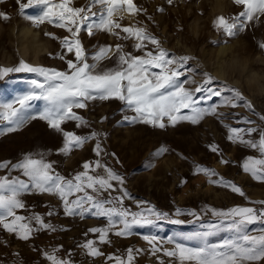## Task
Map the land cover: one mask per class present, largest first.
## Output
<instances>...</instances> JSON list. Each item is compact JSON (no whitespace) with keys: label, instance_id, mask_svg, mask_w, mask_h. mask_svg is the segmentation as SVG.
<instances>
[{"label":"snow or ice","instance_id":"1","mask_svg":"<svg viewBox=\"0 0 264 264\" xmlns=\"http://www.w3.org/2000/svg\"><path fill=\"white\" fill-rule=\"evenodd\" d=\"M165 2L173 4V0ZM16 4L20 16L32 26L39 28L47 24L67 33L59 38V45L66 52L55 53V58L64 62L66 68L58 70L32 65L22 59L15 66L0 67V81L9 74L28 73L35 77L29 81L31 89L28 92L11 101L0 102V116L9 125L0 130V135L15 132L29 121L39 119L62 136V145L56 150L58 155L66 157L93 140V152L97 159L83 162L82 170L69 176L56 170V162L46 159L50 154L47 152L26 153L14 163L0 161V170H6L5 175H0V230L15 235L22 241H29L41 231L52 233L66 230L50 221L46 222V216L56 215L51 207L44 214H18V210L26 208L23 197L29 194L56 197L61 202L64 215L68 217L104 218V226L89 228L85 233V236L88 233L98 234L99 244L111 243L109 233L127 237L132 235L133 228L155 226L162 220L183 224L184 221L172 219L168 212H162L144 201L137 202L138 211L127 208L124 201L129 193L124 187L125 178L100 159L102 154L108 155L101 147V133L92 131L86 135H78L74 131L65 130L63 125L72 121L77 128L88 127L89 122L75 110L87 108L92 101L113 99L124 106L122 123H142L159 129L176 126L180 122L196 125L206 116L220 118L223 114L218 113L217 109L222 105L233 109L238 106L245 108L257 116L261 125H264V115L255 112L253 105L240 90L227 85L218 88L210 86L214 78L207 72L201 74L202 82L197 84L193 79L197 75V69L189 63L195 57L169 53L162 47L161 41L145 27L138 26V23L122 26V16L114 19L117 12L139 14L141 9L134 0H88L86 7L75 6L73 0H27L26 3L16 0ZM233 4L242 6L237 15L216 16L212 21L213 29L229 38L244 32L251 21L264 16V0H233ZM36 5L44 6L41 15L29 17L23 14L24 9ZM158 11L163 12L164 8L160 7ZM0 17L7 19L2 12ZM97 32L110 34L118 40L132 41L129 46L131 50H126L125 44L117 43L114 51L111 46L97 45L96 50L89 54L82 43L81 34L86 33L92 37ZM44 35L58 39L51 32H44ZM258 47L264 50V43H259ZM109 52L113 53L112 56H109ZM137 52L141 54L137 55ZM68 54H72L74 59L67 58ZM107 59L113 60L114 66L100 69L101 62ZM192 84H196L194 89L186 87ZM214 98H218L219 103L201 106ZM35 102H43V106L36 108ZM103 119L105 118L101 122ZM238 123L253 125L256 121L244 117ZM225 127L227 141L255 150L258 154L249 155L243 160L242 171L254 181L264 182V126ZM257 135L258 138H254ZM208 148L221 156L219 163H230L222 158L217 144L213 143ZM168 151L169 149L161 146L154 156L159 157ZM13 172H18L19 175H12ZM198 174L205 176L207 183L229 189L247 200L240 186L218 176L214 169L196 164L193 175ZM184 183L186 181L182 180L179 186ZM113 192L119 194L113 195ZM250 203L260 207L233 206L217 209L205 205L199 212L191 208L176 207L172 215L193 217L191 222L201 221L202 214H210L216 218V222L201 223L202 231L182 235L183 239L199 241L198 246H186L176 242L173 237L163 240L155 235H146L143 239L150 245V251L154 255L163 252L164 256L171 258L172 264H264V228L258 234L249 231L250 225L264 224V201ZM221 232L230 235L218 242H209L211 237ZM0 243L6 241L0 240ZM99 244L96 240L86 239L78 247L87 256H105ZM165 244L174 246L170 249L162 248ZM61 248L62 246H53L40 252L47 264H74L70 255H59ZM140 251L142 250L128 248L126 256L107 255L106 264H134L135 256ZM159 264H164V261H159Z\"/></svg>","mask_w":264,"mask_h":264},{"label":"rangeland","instance_id":"2","mask_svg":"<svg viewBox=\"0 0 264 264\" xmlns=\"http://www.w3.org/2000/svg\"><path fill=\"white\" fill-rule=\"evenodd\" d=\"M22 2L26 3L27 0H22ZM73 2L75 6L86 7L88 0H73ZM134 3L141 9L139 14L122 13L114 19L122 16L123 19L120 20L122 26L138 23V26L145 27L161 41L162 47L169 53L195 57L189 63L197 69V75L193 76L197 84L202 82L201 74L207 72L214 78L210 86L218 88L227 85L240 90L246 100L253 105L255 112L264 115V93L256 91L255 88L250 89L245 80L250 71L264 73V50L258 47L259 43H264V16H260L259 20L251 21L250 26L244 32L229 38L213 29L212 21L216 16L210 13L207 0H173L172 5H168L165 0H134ZM160 7L164 8L163 12L158 11ZM241 10L242 6L234 5L231 0L230 7L223 16L231 17ZM43 11L44 6L36 5L24 9L23 14L37 17ZM0 12L7 16V19L0 17V67L15 66L19 62L14 37L18 29L31 28L40 34L41 40L47 45V50L38 63L31 60L26 62L32 65L54 67L58 70L66 68L64 62L55 58V53L66 52V49L62 50L59 45V38L67 35L64 30L47 24L39 28L32 26L29 21L20 16L16 0H0ZM44 32L54 33L58 39L46 37ZM81 39L89 54L96 50L97 45L111 46L114 51L117 43L125 44L126 50H131L129 46L132 41L118 40L107 33L97 32L92 37L82 33ZM213 41L217 43L213 44ZM225 46H232V50H225L220 59L219 48ZM233 51L240 57L248 58L250 61L248 71L243 75L240 74L239 69L228 76L214 75L215 69L211 66V62L215 61L216 65H222L231 59ZM112 54L109 52V56ZM67 58L74 59V56L68 54ZM198 60L210 66L202 68L198 66ZM112 66H114V61L107 59L101 62L100 69ZM33 78H35L34 74H9L0 81V102L11 101L28 92L31 89L29 81ZM186 87L194 89L196 84L186 85ZM199 95L198 93L197 96ZM211 103H219V99L214 98L213 101L201 106H209ZM42 106L43 102H35L36 108ZM123 107L120 101L114 99L89 102L87 108L75 110L89 122V126L77 128L75 122L69 121L63 125V128L67 131H74L78 135H86L92 131L101 133L99 137L101 147L108 155L102 154L100 159L125 178L124 187L129 193V197L124 201L127 208L138 211L137 202L144 201L162 212H168L172 219H180L184 223L177 225L162 220L158 221L155 226L133 228L132 235L127 237H117L109 233L111 243L99 244L98 234L88 233L85 236V233L89 228L104 226L106 224L104 218L68 217L64 215L61 202L56 197L48 194H29L23 197L26 208L18 210V214L29 215L32 212L44 214L51 207L56 215L46 216V222L50 221L53 225L66 230L52 233L41 231L29 241L19 240L15 235L0 230V240L6 241V243H0V264H47L40 250L50 249L53 246H62L59 255L61 257L70 255L74 264H106L105 256L110 254L126 256L128 248L142 250L136 254L134 264H159L161 260L164 264H172L171 258L164 256L163 252L154 255L143 237L155 235L163 240L173 237L178 243L195 247L198 246L199 241L183 239L182 235L202 231L201 223L216 222V218L211 217L210 214H202L203 219L197 222H191L194 218L187 215L176 217L172 215L176 207L191 208L197 212L205 205L217 209H227L233 206L260 207L250 202L264 201V182L254 181L241 168L247 156L258 154L255 150L227 141V128L225 127L226 125L264 126L261 125L256 115L243 107L238 106L233 109L222 105L217 109L218 113L223 114L220 118L206 116L196 125L180 122L176 126L159 129L142 123L135 125L122 123V117L125 114L122 112ZM127 114L132 115L131 112ZM244 117L255 120L256 124L238 123ZM102 118H105L103 122H101ZM8 126L0 116V130ZM254 138H258V135ZM213 143L219 146L222 158L230 163H219L221 156L211 152L208 148ZM61 145L62 136L50 129L46 122L39 119L31 120L15 132L0 135V161L8 160L14 163L23 154L47 152L50 154L46 156V159L56 162V170L69 176L82 170L83 162L97 159L93 152L95 146L93 140L88 141L82 148L74 150L66 157L56 152ZM161 146L169 151L155 157L154 153ZM196 164L214 169L218 176L236 183L245 192L247 200L232 193L229 189L207 183V178L202 174L193 175V167ZM5 174L6 170H0V175ZM12 175H19V173L13 172ZM182 180L186 183L179 186ZM112 194L119 193L113 192ZM261 228H264V224L257 223L250 225L249 231L258 234ZM228 235L230 233L221 232L211 237L209 242H218ZM86 239L96 240L105 256L85 255L78 245ZM173 246L165 244L161 247L170 249Z\"/></svg>","mask_w":264,"mask_h":264},{"label":"clouds","instance_id":"3","mask_svg":"<svg viewBox=\"0 0 264 264\" xmlns=\"http://www.w3.org/2000/svg\"><path fill=\"white\" fill-rule=\"evenodd\" d=\"M209 11L215 16L224 15L227 9L230 7L231 0H207ZM116 15H122V12H117ZM16 45V55L24 61H36L42 55L46 54L47 45L41 40L40 34L31 28L18 29L14 37ZM226 51H231L232 46H225ZM250 61L247 57H240L234 51L229 61L222 65H216L215 61L211 62V66L214 67V75L218 77L228 76L237 69L240 70V74L248 71ZM198 66L207 68L210 65L203 61H197ZM246 83L251 88H255L256 91L264 93V73L258 71H250L245 78Z\"/></svg>","mask_w":264,"mask_h":264},{"label":"bare ground","instance_id":"4","mask_svg":"<svg viewBox=\"0 0 264 264\" xmlns=\"http://www.w3.org/2000/svg\"><path fill=\"white\" fill-rule=\"evenodd\" d=\"M225 53V47L219 48V58L221 59Z\"/></svg>","mask_w":264,"mask_h":264}]
</instances>
